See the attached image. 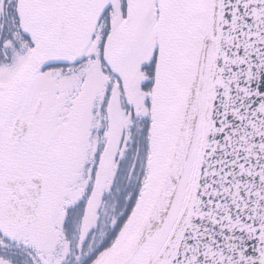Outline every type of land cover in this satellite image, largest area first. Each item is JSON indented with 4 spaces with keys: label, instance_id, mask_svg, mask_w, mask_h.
<instances>
[{
    "label": "snow or ice",
    "instance_id": "snow-or-ice-1",
    "mask_svg": "<svg viewBox=\"0 0 264 264\" xmlns=\"http://www.w3.org/2000/svg\"><path fill=\"white\" fill-rule=\"evenodd\" d=\"M0 264H264V0H0Z\"/></svg>",
    "mask_w": 264,
    "mask_h": 264
}]
</instances>
